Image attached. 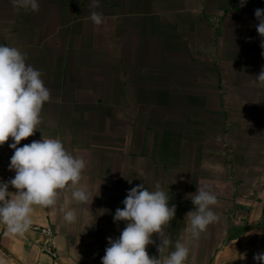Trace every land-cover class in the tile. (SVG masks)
Wrapping results in <instances>:
<instances>
[{"label": "crops", "instance_id": "0c3cea01", "mask_svg": "<svg viewBox=\"0 0 264 264\" xmlns=\"http://www.w3.org/2000/svg\"><path fill=\"white\" fill-rule=\"evenodd\" d=\"M258 7L264 0L242 7L239 0H99L95 8L91 0H39L33 12L0 0V44L26 53L51 93L38 130L20 145L61 139L87 161L79 186L94 195L79 203L68 188L55 206L33 205L31 225L52 230L56 259L41 251L32 228L13 234L0 223V264H101L106 238L126 223L114 222V212L141 183L159 184L176 206L164 226L172 244L158 251L154 233L151 256L163 260L187 239L190 197L207 185L219 219L190 243L186 264H261L253 259L264 252ZM93 10L103 15L99 26ZM10 142L0 145L2 180L15 175ZM67 207L75 223L64 220Z\"/></svg>", "mask_w": 264, "mask_h": 264}, {"label": "clouds", "instance_id": "9594fccd", "mask_svg": "<svg viewBox=\"0 0 264 264\" xmlns=\"http://www.w3.org/2000/svg\"><path fill=\"white\" fill-rule=\"evenodd\" d=\"M246 2L239 0V5L242 7ZM12 3L17 10H39V0H12ZM98 3L99 0H91L93 8ZM254 16L258 21L256 31L262 37L260 46L264 49V8H256ZM90 20L97 26L104 22L103 15L95 10L90 13ZM26 55L16 46L0 44V145L11 137L8 147L14 151L8 168L15 173L8 180L0 179V223L13 234H23L29 229L33 205L55 206L60 190L72 189L71 198L79 203L87 204L94 197L85 186H79L87 161L68 151L61 139L42 137L20 145L22 139L38 130L41 109L51 95L41 71L26 62ZM256 79L264 82V66ZM9 185L16 189L15 193L8 190ZM193 193L190 199L194 207L186 213L189 235L186 240H176L162 260L151 256L146 246L155 243L154 233L160 241L158 251L172 244L164 226L175 217L176 206L169 203L168 194L159 184L152 190L143 183L127 190L121 201L124 207H118L113 215L114 222L123 220L125 226L118 237L106 238L108 244L101 264H186L190 243L219 219L212 208L218 202L217 195L207 185ZM77 219L76 210L67 207L64 220L75 223ZM253 259L264 264V252L254 254Z\"/></svg>", "mask_w": 264, "mask_h": 264}, {"label": "built area", "instance_id": "2783aa9c", "mask_svg": "<svg viewBox=\"0 0 264 264\" xmlns=\"http://www.w3.org/2000/svg\"><path fill=\"white\" fill-rule=\"evenodd\" d=\"M4 227H7L5 224H3ZM29 228H32L35 230L41 237L42 240H37V243H39V247L42 252L49 255L52 259H56V248L54 243V236L53 232L50 228L45 226H35L31 225Z\"/></svg>", "mask_w": 264, "mask_h": 264}, {"label": "rangeland", "instance_id": "374dc122", "mask_svg": "<svg viewBox=\"0 0 264 264\" xmlns=\"http://www.w3.org/2000/svg\"><path fill=\"white\" fill-rule=\"evenodd\" d=\"M246 210H248V209H246ZM255 210H256V209H255ZM255 210H254V211H255ZM243 211H244V210H243ZM252 212H253V209L250 208V209L248 210V214H249V213H252ZM258 212H259V211H258ZM239 213H240V212H239ZM253 213H254V212H253ZM241 214L244 215L245 213L243 212V213H241Z\"/></svg>", "mask_w": 264, "mask_h": 264}]
</instances>
